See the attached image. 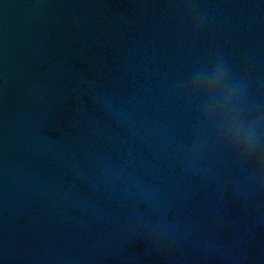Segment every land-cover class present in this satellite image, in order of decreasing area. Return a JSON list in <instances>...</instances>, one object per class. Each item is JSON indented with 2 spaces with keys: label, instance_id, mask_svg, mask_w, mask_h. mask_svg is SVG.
Returning <instances> with one entry per match:
<instances>
[{
  "label": "water",
  "instance_id": "1",
  "mask_svg": "<svg viewBox=\"0 0 264 264\" xmlns=\"http://www.w3.org/2000/svg\"><path fill=\"white\" fill-rule=\"evenodd\" d=\"M0 264H264V0H0Z\"/></svg>",
  "mask_w": 264,
  "mask_h": 264
},
{
  "label": "clouds",
  "instance_id": "2",
  "mask_svg": "<svg viewBox=\"0 0 264 264\" xmlns=\"http://www.w3.org/2000/svg\"><path fill=\"white\" fill-rule=\"evenodd\" d=\"M221 63V66H222V71L224 70H227V66L223 64V62H220ZM242 89H241V86L240 84H234V91L235 92H240ZM249 140L251 142V144L254 146L255 144L259 143V137L258 135L256 134V130L255 128H252L250 129L249 131Z\"/></svg>",
  "mask_w": 264,
  "mask_h": 264
}]
</instances>
